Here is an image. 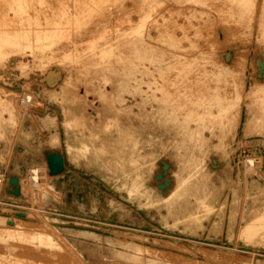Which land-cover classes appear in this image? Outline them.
Segmentation results:
<instances>
[{"label":"rangeland","instance_id":"1","mask_svg":"<svg viewBox=\"0 0 264 264\" xmlns=\"http://www.w3.org/2000/svg\"><path fill=\"white\" fill-rule=\"evenodd\" d=\"M0 20V264H264V0Z\"/></svg>","mask_w":264,"mask_h":264},{"label":"water","instance_id":"2","mask_svg":"<svg viewBox=\"0 0 264 264\" xmlns=\"http://www.w3.org/2000/svg\"><path fill=\"white\" fill-rule=\"evenodd\" d=\"M63 159L61 156H51L50 157V166H51V173L57 174L59 172H62L63 167ZM19 192V190H17Z\"/></svg>","mask_w":264,"mask_h":264},{"label":"bare ground","instance_id":"3","mask_svg":"<svg viewBox=\"0 0 264 264\" xmlns=\"http://www.w3.org/2000/svg\"><path fill=\"white\" fill-rule=\"evenodd\" d=\"M62 1V0H61ZM102 1V0H101ZM84 2V1H83ZM70 3V2H69ZM75 3V2H74ZM61 4H62V2H61ZM66 4V3H65ZM82 4V3H81ZM98 4V3H97ZM7 5V4H6ZM71 5V4H70ZM72 5H73V2H72ZM63 6V5H62ZM75 6V5H74ZM84 6V5H83ZM103 6V5H102ZM66 7V6H65ZM85 7V6H84ZM88 7V6H87ZM98 7H99V5H98ZM110 8V7H109ZM81 9V12H82V9H83V7L82 8H80ZM63 10V9H62ZM43 11V10H42ZM93 11V10H92ZM77 12V11H76ZM94 12V11H93ZM47 13V12H46ZM88 13V12H87ZM36 14V13H35ZM77 14V13H76ZM81 14V13H80ZM85 14V13H84ZM86 15V14H85ZM84 16V15H83ZM10 17V16H9ZM12 17V16H11ZM81 17V16H80ZM89 17V16H88ZM43 18V17H42ZM46 19V18H45ZM85 19H86V17H85ZM84 19V20H85ZM5 20V19H4ZM1 21V20H0ZM37 21V20H36ZM24 22V21H23ZM41 22V21H40ZM80 22V21H79ZM11 23V22H10ZM43 23V22H42ZM42 23H41V25H42ZM9 24V23H8ZM7 24V25H8ZM20 24V23H19ZM74 24V23H73ZM6 25V26H7ZM36 29V28H35ZM29 30V29H28ZM7 33H8V31H7ZM28 33V32H27ZM6 34V33H5ZM9 34V33H8ZM18 34V33H17ZM24 34V33H23ZM14 35V34H13ZM28 35V34H27ZM31 35V34H30ZM36 35H41V34H36ZM9 36V35H8ZM13 37V36H12ZM27 37V36H26ZM30 37H32V36H30ZM8 38V37H7ZM33 38V37H32ZM35 38H37V37H35ZM34 38V39H35ZM5 39V38H4ZM28 39V38H27ZM7 40V39H6ZM24 40H26V39H24ZM30 39H28V41H29ZM4 41V40H3ZM15 42V41H14ZM19 42V41H18ZM21 43V42H20ZM30 43V42H29ZM32 43H33V41H32ZM2 45V44H1ZM5 45V44H4ZM34 45V44H33ZM3 46V45H2ZM7 46V45H6ZM31 46V45H30ZM6 48V47H5ZM19 48V47H18ZM21 48V47H20ZM5 51V50H4ZM63 162V161H62ZM64 163V162H63ZM35 173H36V171H35Z\"/></svg>","mask_w":264,"mask_h":264}]
</instances>
